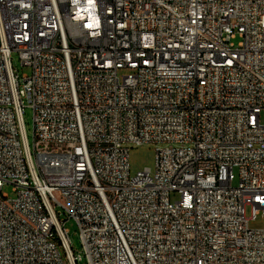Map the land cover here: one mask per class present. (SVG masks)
I'll use <instances>...</instances> for the list:
<instances>
[{
	"label": "built area",
	"instance_id": "built-area-1",
	"mask_svg": "<svg viewBox=\"0 0 264 264\" xmlns=\"http://www.w3.org/2000/svg\"><path fill=\"white\" fill-rule=\"evenodd\" d=\"M263 112L264 0H0V264H264Z\"/></svg>",
	"mask_w": 264,
	"mask_h": 264
},
{
	"label": "rangeland",
	"instance_id": "rangeland-1",
	"mask_svg": "<svg viewBox=\"0 0 264 264\" xmlns=\"http://www.w3.org/2000/svg\"><path fill=\"white\" fill-rule=\"evenodd\" d=\"M240 38L234 39V42L237 43ZM12 66L15 70V73L19 76L23 74H31V68L23 66L19 56L16 52L11 54ZM126 70L120 72V74L126 73ZM26 107L23 111V119L26 129V135L30 149L32 150L34 156V141H35V126L33 119V110L28 106L26 102ZM261 119L264 122V112L261 115ZM160 146L155 143H145L141 145H131L130 146V173L135 175L138 171L144 170L145 168H150L152 171L156 168V149ZM238 180L234 181V185H237ZM2 192L7 194L9 198H15L17 193L14 191V185L12 183H5L3 186ZM180 195L178 193H171V199L173 201L179 199ZM58 211L59 218L61 221H65L64 225L68 230V235L71 240V246L73 248L75 255H80L81 260L79 264H89L88 257L86 255L83 242L81 239V232L78 224L75 220L67 218L63 213V210L60 207H56ZM247 215H250V209H247ZM249 227L251 229H262L264 228V216L259 215L257 219L250 221Z\"/></svg>",
	"mask_w": 264,
	"mask_h": 264
}]
</instances>
